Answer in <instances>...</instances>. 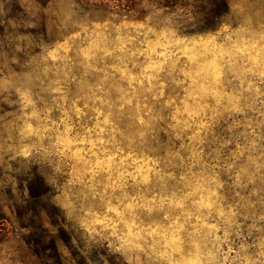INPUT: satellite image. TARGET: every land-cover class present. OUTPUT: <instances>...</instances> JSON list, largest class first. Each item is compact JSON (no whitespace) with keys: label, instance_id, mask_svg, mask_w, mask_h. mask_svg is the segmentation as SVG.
<instances>
[{"label":"rangeland","instance_id":"374dc122","mask_svg":"<svg viewBox=\"0 0 264 264\" xmlns=\"http://www.w3.org/2000/svg\"><path fill=\"white\" fill-rule=\"evenodd\" d=\"M228 1L0 0V264H264V0Z\"/></svg>","mask_w":264,"mask_h":264},{"label":"trees","instance_id":"16d2710c","mask_svg":"<svg viewBox=\"0 0 264 264\" xmlns=\"http://www.w3.org/2000/svg\"><path fill=\"white\" fill-rule=\"evenodd\" d=\"M82 9L103 10L120 16L150 15L157 8L170 17L180 33L194 35L215 30L228 13V0H74ZM166 150L162 148L161 154ZM31 190L34 189L32 186ZM35 191V189L33 190ZM44 193L43 191L41 192Z\"/></svg>","mask_w":264,"mask_h":264}]
</instances>
